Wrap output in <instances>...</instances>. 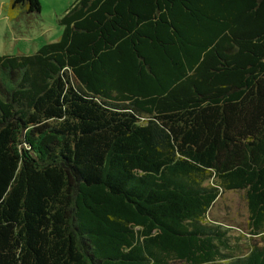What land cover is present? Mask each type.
<instances>
[{"label": "trees", "instance_id": "obj_1", "mask_svg": "<svg viewBox=\"0 0 264 264\" xmlns=\"http://www.w3.org/2000/svg\"><path fill=\"white\" fill-rule=\"evenodd\" d=\"M59 24L0 56V264H264V0H77ZM223 190L246 253L206 222Z\"/></svg>", "mask_w": 264, "mask_h": 264}, {"label": "rangeland", "instance_id": "obj_2", "mask_svg": "<svg viewBox=\"0 0 264 264\" xmlns=\"http://www.w3.org/2000/svg\"><path fill=\"white\" fill-rule=\"evenodd\" d=\"M10 1L0 0V56L31 55L43 44L56 41L61 32L59 19L76 3L74 0H38L40 10L35 16L25 14L21 7L11 8ZM206 222L229 229L230 243L243 253L249 246L261 244V237L252 238L249 234L243 191L223 190L211 205Z\"/></svg>", "mask_w": 264, "mask_h": 264}, {"label": "crops", "instance_id": "obj_3", "mask_svg": "<svg viewBox=\"0 0 264 264\" xmlns=\"http://www.w3.org/2000/svg\"><path fill=\"white\" fill-rule=\"evenodd\" d=\"M75 1H77V0H74L73 3H74Z\"/></svg>", "mask_w": 264, "mask_h": 264}]
</instances>
